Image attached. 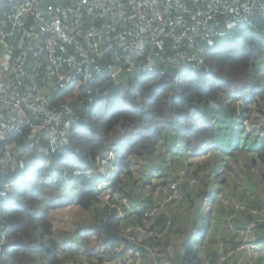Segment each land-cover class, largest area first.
<instances>
[{"label": "trees", "instance_id": "16d2710c", "mask_svg": "<svg viewBox=\"0 0 264 264\" xmlns=\"http://www.w3.org/2000/svg\"><path fill=\"white\" fill-rule=\"evenodd\" d=\"M73 1L70 5L68 0H11L0 6L4 62L11 64L23 80L21 90L26 96L31 94L32 75L37 73L51 109L64 116L53 151L40 116L29 111V118L17 125L16 115L0 111V127L10 132L0 142V264H125L123 258L128 252H132L131 264L138 260L140 264H161L162 256L167 264H246V256L256 250L237 249L250 240L264 252V140L257 141L264 134V0H141L148 16L163 14V23L155 25L159 32L183 34L191 31L201 17L210 15L211 19L193 46L161 36L157 45L150 43L135 54L131 44L138 37H150L145 24L133 17L135 9L129 8L128 19L123 21L118 0ZM37 14L51 23L56 18L54 25L60 30H69L72 18L79 15L80 30L102 33L99 50L107 45L111 49L102 57H92L91 67L85 70L86 62L75 45L59 44L55 58L61 69L57 72L45 55H36L30 28ZM80 41L85 45L83 38ZM62 46L67 52L61 50ZM115 68L128 72V84L112 77ZM71 72L84 75L79 94L68 102L74 87L54 86L59 74ZM10 76L0 75L6 82ZM251 104L255 107L250 108ZM221 110L238 119V124L221 130L213 120ZM246 110L256 112L258 129ZM35 127L40 145L31 139ZM174 141L199 149L219 145L234 151L230 159L238 166L206 165L226 158L221 150L206 160L209 179L206 184L202 180L199 183L214 185L210 175L215 168L227 170L233 177L224 185L239 183L229 207L217 203V220L213 210L199 213L194 208L203 191L192 192L193 180L186 166H178L174 177L178 197L154 216L147 214L157 195L174 180L167 170L159 171L163 183L158 181L152 189L157 190L154 197H143V188H129V183L133 184V164L158 163L165 167L163 143L172 146ZM252 151L256 152L251 160L253 171L242 166V158ZM113 155H117L116 162ZM34 165L36 169L29 174ZM93 168L95 179L112 180L114 200L100 196L99 182L94 183L91 174ZM75 182L81 187L80 209L94 212L96 221H107L108 228L120 236L107 242L109 256L86 262L75 251V259L60 254L59 241L67 232L49 216L50 201L54 200L50 195L66 193ZM217 185L222 186L220 181ZM119 187L134 199L122 196ZM124 198L144 210L118 218L119 206L112 204ZM44 203L46 207L40 210ZM183 209L202 230L196 227L199 233L191 235L182 248L174 249L171 240ZM249 228L251 233L247 234ZM94 229L89 224L76 230L85 247ZM254 262L264 264V255Z\"/></svg>", "mask_w": 264, "mask_h": 264}, {"label": "built area", "instance_id": "2783aa9c", "mask_svg": "<svg viewBox=\"0 0 264 264\" xmlns=\"http://www.w3.org/2000/svg\"><path fill=\"white\" fill-rule=\"evenodd\" d=\"M11 0H0V6ZM101 1V0H99ZM117 7L121 13L120 18L123 21L128 19L129 8H133L134 13L133 17L137 20L142 21L146 28L150 32V37L147 39L145 37H138L131 44L132 54L137 53L141 48L146 47L148 44L157 45L158 40L161 36H169L176 42L187 41L191 46L196 42V39L203 35V29L208 24L211 19L210 15L201 17L195 27L183 34L175 32H159L155 28L156 23H163V14L158 12L153 16H148L143 10V2L141 0H118ZM56 18H53V22H48L44 20L40 14H37V20L34 22V25L30 28L31 40L32 43L37 47L36 55H45L48 62L51 63L57 72L61 69V64L56 62V49L59 44H68L72 43L75 45L80 55L84 58L86 65L84 66L85 70H88L91 67V58L92 57H102L104 53L109 52L111 49L110 45L105 46L103 50H99V44L103 40L102 33L95 32H82L80 29L82 27L81 17L78 15L72 18L71 27L69 30H60L54 25ZM2 38H5V35H2ZM81 38L84 39L85 45L81 43ZM61 50L67 52V48L62 46ZM121 69H116L112 73V77L115 78L116 74ZM18 73L12 67L11 64L6 62H0V75H11L9 80L3 81L0 77V111L5 112L9 115H16V124H21L24 120H27L31 113L41 117V127L46 130L48 133L49 145L53 151L56 149L55 139L58 132V128L63 125L64 116L58 112H55L51 109L50 100L47 97V94L42 89L37 79V73L32 75V84H31V94L26 96L22 92L23 80L16 76ZM83 72L78 73H68V74H59L58 79L55 82V88L58 85H65L67 89L78 88L83 81ZM28 109H26V108ZM247 123V122H246ZM58 129V130H57ZM10 132L6 128L0 127V142L4 141L9 137ZM38 129L35 127L32 130L31 139L37 144L40 145V135H38ZM65 140V137H62ZM46 149V148H45ZM99 191H104L106 194L104 198L106 200H114L115 195L110 189V184L107 182H102L99 184ZM178 197V186L175 179L173 182L169 183L168 188L162 191L160 195H157L156 203L154 207L150 209L147 215L154 216L163 210L164 205L168 202H172L175 198ZM162 198V199H161ZM113 207L119 206L117 217L120 219L125 218L127 215L144 210L137 204H134L132 201H128L126 198L121 199L120 202H114ZM251 233L249 228L247 234ZM120 237V236H119ZM264 249V246L261 247ZM260 249L254 241H247L243 243L237 251H255ZM123 258L125 264H131L130 254ZM222 262V261H221ZM141 261L138 260L137 264H140ZM221 264V263H219Z\"/></svg>", "mask_w": 264, "mask_h": 264}, {"label": "crops", "instance_id": "0c3cea01", "mask_svg": "<svg viewBox=\"0 0 264 264\" xmlns=\"http://www.w3.org/2000/svg\"><path fill=\"white\" fill-rule=\"evenodd\" d=\"M249 106H250V108H252V107L254 108L255 104H251ZM247 114L251 118V120L254 123V125H256V128L258 129L257 125H259L260 123H259V120L257 118L256 112L255 111H247ZM213 120L217 124H219L221 130H223V129H228L229 130L230 128L235 127V125H237L238 122H239L238 119H235L234 117H231L229 115L224 114V112L222 110H221V112L218 115H214ZM222 136L220 137L221 138L220 139V143H221V140H222ZM261 138H262V140H264V134H262L260 138H257V141L260 142ZM224 142L228 143V144L229 143H233V141H231V140H225ZM170 146L171 145L167 146L165 143H163V151L162 152H164V154L166 155V157H165L166 163L164 164L165 167H162V165L158 164V163L157 164H145V163H142V162L141 163H137L136 162V165L137 166H141L140 167L141 171L142 170L143 171L150 170V172H154V174L157 172V174H158L157 177H159V178H161L162 172L159 173V171H157V170H161V169L165 168L164 170H167V172H168L167 174L170 175L171 177H173V179H174L176 174H172L173 168H177L178 169V166H186V164H185L186 163V159L192 161L193 159H200L201 157L204 158V157L207 156L205 158V162H206V160L208 158L217 155L219 153V151L222 150L223 153L225 154L226 158L222 159V161L219 162V163H214V162L212 163L211 162V163H209L208 166H226V168H227V166H238V164L236 162H233L230 159V158H233L232 155H233L234 151L224 150L223 147H220L219 145H217V147H213V149L210 147V149H208L207 153H205L203 149H199L197 146L188 147L186 144H183V143H180V142H177V141H174V143H172V146L171 147ZM248 155H251V156H248ZM255 158H256V152L252 151L250 154H247L245 158H242V166H244L245 168H248V166L243 165V163L245 162V159L249 160L251 165H252L251 160L255 159ZM171 164H173V165L171 166ZM223 170L224 169L221 170V168H220L219 171H218V169L215 168V169H213V171H211V174L212 173L213 174L210 175V176H213L214 185L209 186V187L207 186L203 190V196L195 202V207H194L195 209L198 210L197 212H199V213L200 212L201 213H207V212H210V211L213 210L214 211V219H216V220H217V217H218V213L215 210L217 203H222L225 207H229L230 203L232 202L231 198H235L236 194L238 192V190H236V186L239 185L238 182L235 183V185H233L232 182H230L229 185H227V186L224 185L223 183H224L225 180L226 181L227 180L228 181L229 180L233 181L232 180L233 177H230V175H229L227 170H224V171ZM248 170L253 171V168L250 166V168ZM248 170H247V172H244L245 175L248 174ZM205 173H206L205 174L206 177L210 174V172H207V170L205 171ZM148 177L151 178L153 176H150V175L146 176V178H148ZM146 178H145V182L147 181ZM156 179H158V178H156ZM156 179H152L151 178L150 182L151 181H156ZM208 179H209V177H207V181H208ZM104 180H105V178H100V177L98 178L97 177L95 179V183L96 182L100 183V182H102ZM162 180L163 179L159 180V182L163 183ZM202 181L205 182V179H203ZM219 181H220V184L222 185L221 187H220V185H217V183H219ZM205 184H204V186H206ZM80 192H81L80 184H79V182H75L68 189V191L66 193H62V196L53 193L52 195H50V199H58V200L63 199V201H64L63 204H64L65 207H70V206L74 207V206H78V198H79ZM225 201L228 202V205H225ZM206 205L211 206L210 207L211 210L207 211L205 209ZM200 207H203V209L200 208ZM90 224L93 225V224H101V223H99L98 221L95 220V222L90 223ZM74 234H75V237H73ZM69 238H73L72 245L69 242ZM259 238H261V237H259ZM261 239H263V238H261ZM108 241H110V240L107 239V236H106L105 232L95 229V235H93V237L91 239V242H90L91 244H93V245H91L90 248L93 249V252H95V258H97V257H102L103 258L105 256H109L110 247L107 244ZM59 244H60V248H61V250H60L61 251V256L66 255V253L69 252V251H77L76 247L78 248L79 244L85 251H86L85 248H87V246L86 247L84 246V244L81 241V239L77 237L76 233L66 234L59 241ZM162 251H164V249ZM263 255H264V252L260 251V250H256V252H254V253L252 252V254L249 257H248V255L246 256V260H247L246 264H255L254 260L260 259V257L263 256ZM250 257L252 258V260H251ZM161 264H167L166 260L163 259V256H162Z\"/></svg>", "mask_w": 264, "mask_h": 264}, {"label": "rangeland", "instance_id": "374dc122", "mask_svg": "<svg viewBox=\"0 0 264 264\" xmlns=\"http://www.w3.org/2000/svg\"><path fill=\"white\" fill-rule=\"evenodd\" d=\"M68 1H70V5H73V2H74L73 0H68ZM48 5H49V7H52L50 4H48ZM130 34L132 35V31L129 32V35ZM3 53L4 52L2 50H0V62L5 61V59L2 55ZM262 70H263L262 73L264 75V68ZM262 82L264 83V79H262ZM79 89L80 88H74V91L72 92V96H69L67 99L68 102H71L74 99V97H76L79 94L78 93ZM116 150L117 149H115L114 152H116ZM203 150L205 153L208 152V150H206L205 148ZM248 156H251V155H248ZM206 157H204V158L201 157L200 159H193L192 161L186 159L185 164L187 167V174H188V177L191 176V178H192L191 180H193L192 192H194V193H195V190L202 192L207 187V186L203 187V186L199 185V183H201V180H203V179H205L204 183L207 182V177L205 176L206 168H204V166L209 165V162H207L208 164L205 165V158ZM111 158H113L114 162H116L117 155H113ZM172 165L173 164H171V166ZM243 165L248 166V168H250V166H252L250 161L246 160V159H245V162L243 163ZM133 166H134L133 167V176H132V180H131V182L133 184L129 183V188L131 187L132 189H135V190L138 187L143 188V192H144L143 197L152 196V195L154 197L157 190L153 192L152 189L154 187H156L155 184L159 180H161V178L157 177L158 176L157 172L154 174V172H150V170H148V171L142 170L141 171V169H140L141 166H137L136 163H134ZM35 169H36V167H32L29 174H32V172H34ZM157 171H160V170H157ZM195 171L197 172V175H194ZM112 172H114V167H112ZM177 172H178V169L173 168L172 174H176ZM91 174L94 175L93 177H94V181H95V168L91 169ZM148 175L153 176V177H151L152 179H156V178H158V179H156V181L150 182L151 178L150 177L146 178V176H148ZM244 175H245V173L244 174L241 173V175H239V176H241L240 180H242V177ZM145 178L147 179L146 183H144ZM49 192H51V191H46V194H49ZM100 193H101L100 196L104 198L106 193L104 191H102ZM60 196H62V194ZM198 199H200V197ZM45 203H46V201H45ZM45 203L40 208V210H43L46 207ZM50 203H51V206L49 207L50 218H53L54 221L56 222L58 228H61L62 230L67 232V234L76 233V230L80 226L89 225L90 223L95 222L94 212H85V211L80 209L79 205L74 206V207H72V206L65 207L63 204L64 203L63 199H60V200L54 199L53 201H50ZM225 205H228V202L225 201ZM210 207L211 206L206 205L205 209L207 211H209V210H211ZM200 208L203 209V207H200ZM181 212L183 214V217H181L180 224L177 227L178 230L174 233L173 239L171 240V244H172V247H174V249L175 248L176 249L182 248V246L189 240V237L191 235H197L199 233V230L200 229L202 230V228H200L201 226H199V225H197V227H199L200 229H195L196 226L194 224H196V223L194 222L193 219L189 218V214H188L189 211H187L186 209H183ZM200 224H201V222H200ZM93 233H95V230H93ZM73 237H75V234ZM208 238H207V240H208ZM229 241L231 243L233 241L235 242V240L231 239V238H229ZM69 242L72 245L73 238H69ZM91 245H93V244L88 243L87 248H85L86 249V251H85L79 244V247L78 248L76 247L77 251H75V252H78V254H76V255L80 254L82 260L86 261V262L95 260V252H93V249L90 248ZM75 252L69 251L66 253V255L69 256L68 258H74L75 259V256L73 254ZM82 260H80V261H82Z\"/></svg>", "mask_w": 264, "mask_h": 264}, {"label": "water", "instance_id": "95a60500", "mask_svg": "<svg viewBox=\"0 0 264 264\" xmlns=\"http://www.w3.org/2000/svg\"><path fill=\"white\" fill-rule=\"evenodd\" d=\"M169 69L170 70H174V67L173 66H169ZM116 81L118 83H123V84H128V80H129V74L126 70H120L117 74H116ZM20 148V146H19ZM118 192L124 196V197H127L129 199H134L133 195L128 191L126 190L125 188L123 187H120L118 189ZM94 228L98 229V230H101L103 232H105L106 236H107V239L108 240H111V239H114V238H119V234L112 231L111 229L108 228V225H107V221L101 223V224H93L92 225Z\"/></svg>", "mask_w": 264, "mask_h": 264}, {"label": "clouds", "instance_id": "9594fccd", "mask_svg": "<svg viewBox=\"0 0 264 264\" xmlns=\"http://www.w3.org/2000/svg\"><path fill=\"white\" fill-rule=\"evenodd\" d=\"M113 72H114V71H113ZM113 72H112V73H113ZM115 78H116V77H115ZM115 78H114V79H115ZM115 80H116V79H115ZM33 167H36V166L34 165ZM94 182H95V181H94ZM102 182H107V183L110 184V186L112 185V180H110V179H107V181L104 180V181H102ZM102 182H100V183H102ZM100 183H99V184H100ZM99 184H98L97 186H99ZM94 230H95V229H94ZM96 230H98V229H96ZM93 235H95V233H93ZM92 237H93V236H92Z\"/></svg>", "mask_w": 264, "mask_h": 264}]
</instances>
